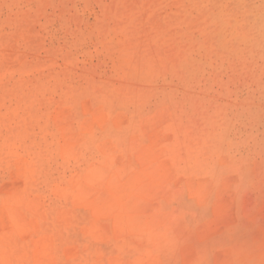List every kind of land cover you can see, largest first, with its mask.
Masks as SVG:
<instances>
[{
    "label": "rangeland",
    "instance_id": "374dc122",
    "mask_svg": "<svg viewBox=\"0 0 264 264\" xmlns=\"http://www.w3.org/2000/svg\"><path fill=\"white\" fill-rule=\"evenodd\" d=\"M252 5L0 0V264H264Z\"/></svg>",
    "mask_w": 264,
    "mask_h": 264
},
{
    "label": "bare ground",
    "instance_id": "6f19581e",
    "mask_svg": "<svg viewBox=\"0 0 264 264\" xmlns=\"http://www.w3.org/2000/svg\"><path fill=\"white\" fill-rule=\"evenodd\" d=\"M251 13H252V21H251V32H252V38H250V40L252 41V45L254 46H258V47H264V0H253V5L251 8ZM217 19L224 21L225 22V17L224 14L222 15L221 12L219 13V15L216 16ZM235 28V27H233ZM236 30V29H234ZM238 32V31H236ZM246 40H249V38H247ZM98 168V167H96ZM101 170H104L103 168H100ZM109 170V169H107ZM106 171V170H105ZM94 172V171H93ZM90 173V172H89ZM106 173V172H104ZM93 174V173H92ZM99 174V173H98ZM96 174V175H98ZM102 174V173H101ZM100 175V174H99ZM104 175V174H103ZM130 175V174H129ZM102 176V175H101ZM134 176V175H133ZM136 176V175H135ZM132 177V176H131ZM129 177V178H131ZM102 178V177H101ZM127 183V182H126ZM140 186V185H139ZM138 186V187H139ZM97 187V186H96ZM127 187H130L127 185ZM133 189V188H132ZM96 191V190H95ZM101 192V191H100ZM97 193V192H95ZM104 193V192H103ZM104 196V194H103ZM102 197V196H101ZM107 199H109L107 197ZM106 199V201H107ZM32 202V201H31ZM104 204V203H103ZM102 204V205H103ZM110 204V202H109ZM14 205V204H13ZM112 206V205H111ZM110 206V207H111ZM11 208V207H10ZM113 208V207H112ZM111 209V208H110ZM11 210V209H10ZM9 210V211H10ZM35 210V209H34ZM40 210V209H39ZM112 211V210H111ZM36 212V211H35ZM11 213V212H10ZM13 215V214H12ZM11 220V219H10ZM12 221V220H11ZM18 226V225H17Z\"/></svg>",
    "mask_w": 264,
    "mask_h": 264
}]
</instances>
